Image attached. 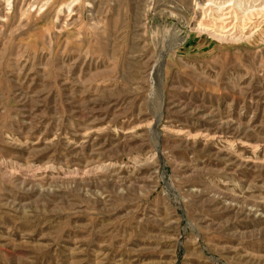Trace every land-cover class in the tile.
Returning a JSON list of instances; mask_svg holds the SVG:
<instances>
[{"label": "rangeland", "instance_id": "obj_1", "mask_svg": "<svg viewBox=\"0 0 264 264\" xmlns=\"http://www.w3.org/2000/svg\"><path fill=\"white\" fill-rule=\"evenodd\" d=\"M0 264H264V0H0Z\"/></svg>", "mask_w": 264, "mask_h": 264}, {"label": "bare ground", "instance_id": "obj_2", "mask_svg": "<svg viewBox=\"0 0 264 264\" xmlns=\"http://www.w3.org/2000/svg\"><path fill=\"white\" fill-rule=\"evenodd\" d=\"M230 5H232V4H230ZM204 8V7H203ZM227 12H228V10H227ZM220 13V12H219ZM222 13V12H221ZM224 13V12H223ZM251 13H252V11H251ZM230 15V14H229ZM254 15V14H253ZM201 16H202V14H201ZM219 16V15H218ZM227 16V15H226ZM231 16V15H230ZM243 17V16H242ZM212 18V17H211ZM217 19V18H216ZM215 19V20H216ZM219 19H220V17H219ZM235 19V18H234ZM218 20V19H217ZM228 20H230V19H228ZM242 20V19H241ZM247 20V19H246ZM219 21V20H218ZM236 21V20H235ZM221 22H222V20H221ZM225 22V21H224ZM232 25V24H231ZM201 27V26H200ZM213 27V26H212ZM221 27V26H220ZM230 28V27H229ZM211 30H212V28H211ZM219 30V29H218ZM235 31V30H234ZM216 33V32H215ZM213 34H214V32H213ZM217 34V33H216ZM219 34V33H218ZM233 34V33H232ZM215 35V34H214ZM221 35V34H220Z\"/></svg>", "mask_w": 264, "mask_h": 264}]
</instances>
